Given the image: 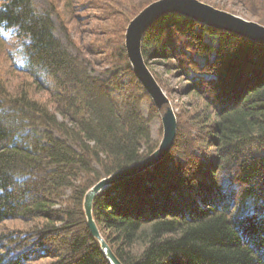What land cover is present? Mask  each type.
<instances>
[{
    "label": "trees",
    "instance_id": "16d2710c",
    "mask_svg": "<svg viewBox=\"0 0 264 264\" xmlns=\"http://www.w3.org/2000/svg\"><path fill=\"white\" fill-rule=\"evenodd\" d=\"M45 1L0 0V264H110L84 200L159 148L125 44L156 0ZM230 1L264 25V0ZM142 54L168 97L154 60L189 80V100L169 154L96 196L102 235L122 264H264V45L172 13Z\"/></svg>",
    "mask_w": 264,
    "mask_h": 264
},
{
    "label": "water",
    "instance_id": "95a60500",
    "mask_svg": "<svg viewBox=\"0 0 264 264\" xmlns=\"http://www.w3.org/2000/svg\"><path fill=\"white\" fill-rule=\"evenodd\" d=\"M172 13L187 16L207 26L226 30L264 45L263 24L218 9L201 0H156L131 20L125 36L128 57L136 77L159 111L163 122V138L159 148L150 156L103 178L86 193L84 209L88 226L92 235L99 240L101 249L110 264H122V262L102 235L94 218L93 206L96 196L113 184L139 174L161 162L171 151L177 136L176 111L142 54L143 37L148 28L163 16Z\"/></svg>",
    "mask_w": 264,
    "mask_h": 264
},
{
    "label": "rangeland",
    "instance_id": "374dc122",
    "mask_svg": "<svg viewBox=\"0 0 264 264\" xmlns=\"http://www.w3.org/2000/svg\"><path fill=\"white\" fill-rule=\"evenodd\" d=\"M35 2L37 4V6L39 7V9L41 11H43L44 6L46 5V1L45 0H35ZM205 3L210 4V5L218 8V9H222V8L218 7V5H224V4L227 3L228 4V8H230L234 12L233 11H229V10H226V11L231 12L233 14H236L238 16H241V17H243V18H245L247 20L256 21L254 18H251L250 15L245 12V10L241 7V5H239L237 3H234V2H232L230 0H210V2H205ZM222 10H224V9H222ZM256 22H258V21H256ZM55 35L62 40L64 45L67 48H69V50L73 54H77L76 49L69 43V41L67 40L64 32H62L60 28L55 31ZM208 41L215 45V42H214L212 37H208ZM5 45L3 44V42L0 41V74H1V72L3 70L6 56L8 57V55H6L4 53L5 47H6ZM17 59L20 61L19 57H17ZM9 60H10V58H9ZM199 61L201 63L203 62L202 59H199ZM156 62L157 61H155V60L153 61L152 67L160 75H162L163 79L168 83V86L171 89V93H170V97H169L170 101H171V103H172V105L174 107V110L178 111V107L176 108L175 105L176 106L178 104L181 105L183 102H186V101L189 100V97L187 95H185V94L180 92V88L182 86H184V85L189 84V80L184 79L183 77H179L178 75H174L173 71L172 72L168 71L162 63H156ZM89 70H90V73L93 76L100 77L101 79L106 80L109 77L108 74H105V73H103L102 71H100L98 69L90 67ZM14 71L15 72L13 74H11V76L14 78L15 81L18 82V80H19L21 75L19 76V72L17 70H14ZM0 78H1V76H0ZM149 109H150V105H149V103L147 101H145L144 102V106H143V110H144V115H145L146 118L149 115ZM151 128H152L153 137L156 140H159L160 143H161L162 138H163V134L161 135V130L163 131V122H162V120L160 118V115L158 117H155L152 120Z\"/></svg>",
    "mask_w": 264,
    "mask_h": 264
}]
</instances>
